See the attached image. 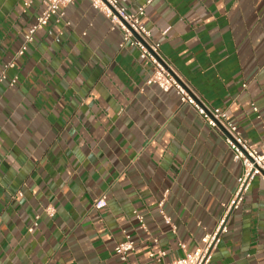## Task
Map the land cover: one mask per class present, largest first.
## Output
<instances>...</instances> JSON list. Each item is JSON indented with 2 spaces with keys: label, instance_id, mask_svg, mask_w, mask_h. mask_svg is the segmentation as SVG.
<instances>
[{
  "label": "crops",
  "instance_id": "obj_1",
  "mask_svg": "<svg viewBox=\"0 0 264 264\" xmlns=\"http://www.w3.org/2000/svg\"><path fill=\"white\" fill-rule=\"evenodd\" d=\"M118 2L144 10L177 74L259 148L264 0ZM42 10L37 0H0V75L15 63L0 89V264H166L195 252L242 173L224 131L176 91L148 86L151 65L89 0L52 18L16 58ZM102 197L107 207L97 211ZM227 227L211 264H264L261 178ZM125 235L136 244L126 263L115 254ZM159 252L160 262L151 258Z\"/></svg>",
  "mask_w": 264,
  "mask_h": 264
},
{
  "label": "built area",
  "instance_id": "obj_2",
  "mask_svg": "<svg viewBox=\"0 0 264 264\" xmlns=\"http://www.w3.org/2000/svg\"><path fill=\"white\" fill-rule=\"evenodd\" d=\"M43 6L41 16L37 20V24L24 36V43L17 52L16 58L23 57L30 49L33 43L34 35L38 30L48 26L52 18L64 19L65 10L73 5L76 0H37ZM94 9L98 10L105 16L113 26V29H119L123 37V46L130 45L140 52L142 61L149 63L152 67V73L147 81V85H156L164 93L171 90L176 91L180 96L183 104L189 105L195 110L197 115L202 118L206 124L215 130L224 131V142L228 149L233 153L235 161L239 162L242 167L241 176L237 181V188L232 195L228 204L224 205V212L218 221L215 230L206 233L196 251L193 253L185 252L184 256L177 260L166 264H211L215 251L221 243L222 237L228 233V219L233 212L238 211L248 193L252 183L256 178L264 181V141L259 148L252 146L238 130V128L228 119L225 112L220 109L213 108L206 104L191 86L181 78L175 68L163 57L160 45L152 40L150 32L146 29L142 22L144 10L141 9L137 14H131L122 6L118 0H89ZM30 4L27 5L29 7ZM15 69V63L11 62L3 67L0 75V89L4 82L8 81L7 72ZM10 86L17 84V77L9 80ZM257 111L256 108H254ZM264 129V123H263ZM107 207L106 197L98 199L94 208L101 211ZM160 214L167 225H172L171 219L164 212V202L159 204ZM48 216L53 217L55 211L48 208L46 211ZM35 219L33 226L29 229L32 233L38 226ZM137 220L141 227L147 232L144 218L137 215ZM136 244L129 235H125L123 242L117 245L115 254L122 262H127L129 255L135 251ZM184 249V247L182 246ZM165 257V253L159 252L151 254V258L157 259L159 262Z\"/></svg>",
  "mask_w": 264,
  "mask_h": 264
}]
</instances>
